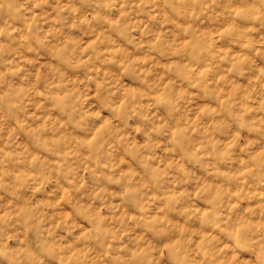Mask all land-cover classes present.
<instances>
[{
  "label": "clouds",
  "instance_id": "1",
  "mask_svg": "<svg viewBox=\"0 0 264 264\" xmlns=\"http://www.w3.org/2000/svg\"><path fill=\"white\" fill-rule=\"evenodd\" d=\"M0 264H264V0H0Z\"/></svg>",
  "mask_w": 264,
  "mask_h": 264
}]
</instances>
